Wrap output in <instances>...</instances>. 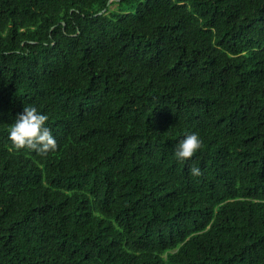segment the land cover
Here are the masks:
<instances>
[{"label":"trees","instance_id":"trees-1","mask_svg":"<svg viewBox=\"0 0 264 264\" xmlns=\"http://www.w3.org/2000/svg\"><path fill=\"white\" fill-rule=\"evenodd\" d=\"M0 264H264V0H0Z\"/></svg>","mask_w":264,"mask_h":264},{"label":"clouds","instance_id":"clouds-1","mask_svg":"<svg viewBox=\"0 0 264 264\" xmlns=\"http://www.w3.org/2000/svg\"><path fill=\"white\" fill-rule=\"evenodd\" d=\"M48 116L36 107H24L9 128L8 139L15 150L28 149L41 155H46L56 148V139L46 126ZM201 140L197 133H190L178 142L174 157L180 162H186L201 148ZM193 176H199L200 169L193 167Z\"/></svg>","mask_w":264,"mask_h":264}]
</instances>
